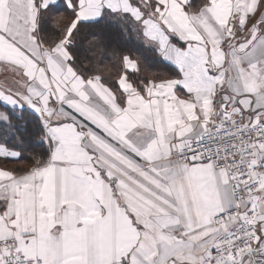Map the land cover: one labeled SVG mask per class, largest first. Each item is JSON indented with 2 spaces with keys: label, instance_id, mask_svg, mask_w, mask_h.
Returning <instances> with one entry per match:
<instances>
[{
  "label": "snow or ice",
  "instance_id": "6c2138e0",
  "mask_svg": "<svg viewBox=\"0 0 264 264\" xmlns=\"http://www.w3.org/2000/svg\"><path fill=\"white\" fill-rule=\"evenodd\" d=\"M0 69V264H264V0H0Z\"/></svg>",
  "mask_w": 264,
  "mask_h": 264
},
{
  "label": "trees",
  "instance_id": "16d2710c",
  "mask_svg": "<svg viewBox=\"0 0 264 264\" xmlns=\"http://www.w3.org/2000/svg\"><path fill=\"white\" fill-rule=\"evenodd\" d=\"M195 2V0H194ZM110 31H115L116 38L109 41V48L112 45H115L116 47L120 48L121 50H131L133 55H141L149 64H151L153 67L158 68L160 71H168L169 68L164 65H158L152 55V52L147 49L141 42H138L134 39H131L127 36H124L121 34L118 29L109 28ZM89 39V36L86 34L79 40V47L83 50L85 47L86 41ZM85 55L89 59H94L89 53H85ZM100 57L99 51L96 52V58ZM101 64L109 65L110 66V57L108 56L107 52L104 54L103 58L100 60ZM30 148L29 151L33 154H39L43 151L42 146L33 138L29 141ZM25 155H28V152L25 153ZM8 165H13V163H9ZM17 166V165H16Z\"/></svg>",
  "mask_w": 264,
  "mask_h": 264
},
{
  "label": "crops",
  "instance_id": "0c3cea01",
  "mask_svg": "<svg viewBox=\"0 0 264 264\" xmlns=\"http://www.w3.org/2000/svg\"><path fill=\"white\" fill-rule=\"evenodd\" d=\"M5 77H8V79L10 81V74L4 72L3 69H0V82H3Z\"/></svg>",
  "mask_w": 264,
  "mask_h": 264
},
{
  "label": "rangeland",
  "instance_id": "374dc122",
  "mask_svg": "<svg viewBox=\"0 0 264 264\" xmlns=\"http://www.w3.org/2000/svg\"><path fill=\"white\" fill-rule=\"evenodd\" d=\"M16 166V165H15ZM14 165H13V167H15ZM7 167H12V165H7Z\"/></svg>",
  "mask_w": 264,
  "mask_h": 264
}]
</instances>
